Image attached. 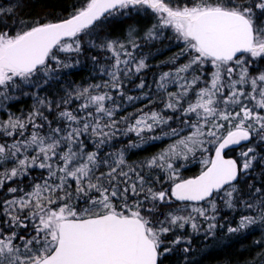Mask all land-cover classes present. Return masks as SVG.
<instances>
[{
    "label": "snow or ice",
    "instance_id": "1",
    "mask_svg": "<svg viewBox=\"0 0 264 264\" xmlns=\"http://www.w3.org/2000/svg\"><path fill=\"white\" fill-rule=\"evenodd\" d=\"M130 9L156 15L158 23L147 33L149 39L161 35L158 29H171L183 44L170 63L185 57L187 61L162 73L157 84L167 93L165 109L179 114L181 127L164 132L173 142L139 167L125 171L122 151L114 166L108 159L112 154L102 158L100 149L128 120L115 119L120 108L116 99L125 98L124 78L148 67L116 41L100 45L112 53L111 65L100 69L107 76L102 83L69 91L55 105L38 97V106L27 116L0 120V136L13 138L10 144L0 143V190L33 169L46 171L31 191L9 186L8 193L22 195L0 201V264H162L161 257L172 251L162 237L186 224L199 230L191 213L213 221L206 234L214 235L217 217L208 211L216 213L218 194L223 193L220 198L227 208L235 207L236 182L252 168L255 148L242 151L240 163L226 159L225 149L253 138L264 142V69L250 71L253 65L264 64V0H190L179 5L169 0H85L75 13L57 22L27 27L21 22V30L14 34L5 26L0 30V105L11 98L9 89H18L21 83L42 86L54 72L74 67L59 54L81 53L85 34ZM12 11L0 7V16ZM169 84L177 91H167ZM137 87L144 88V82ZM135 99L126 96L128 102ZM73 101H80L76 108L62 107ZM172 119L141 109L126 133H135L143 142L144 133L169 125ZM89 143L93 150H86ZM198 152L204 157L200 174L182 179L183 165L177 161ZM7 162L13 166L7 167ZM145 169H158L164 177L145 174ZM165 179L170 181L167 187ZM249 187L254 201L242 203L258 215L241 216L235 227L228 226V233L264 222V190ZM173 200L206 202L208 208L189 205L165 215L163 207ZM183 211L189 214H179ZM180 242L177 237L171 243Z\"/></svg>",
    "mask_w": 264,
    "mask_h": 264
},
{
    "label": "trees",
    "instance_id": "2",
    "mask_svg": "<svg viewBox=\"0 0 264 264\" xmlns=\"http://www.w3.org/2000/svg\"><path fill=\"white\" fill-rule=\"evenodd\" d=\"M85 0H0V7L7 9L11 7L13 11L9 14L0 16V30H4L5 26L10 34L15 31L21 30V22L23 26H31L36 22H57L62 19L68 18L75 13L77 9L81 8ZM173 5H179L190 2V0H169ZM127 14L120 15L117 13L115 16L110 17L100 27H97L91 35L85 34L81 41L82 51L76 53H60V58L67 62L74 63L75 66L70 69H60L54 72L53 79H50L47 84L42 86H35L33 84L21 83L20 88L8 90V95L11 97L6 101V109L0 112V115L5 114L24 117L32 112L34 107H37V98H47L55 105L60 103L65 98L66 93L76 88L87 87L91 84L102 83L107 79V76L102 75L101 68H107L112 63V53L106 48L100 47L106 41H116L124 44L128 51H131L136 61L144 59L148 67L139 74L133 72L128 77L124 78L125 87L123 89L125 98H117L116 103L120 105L119 110L116 112L115 119L120 120L121 117H128V120L121 122L118 125L120 131L114 139L105 144L101 149L102 158L107 154H112L108 157L109 163L114 166L118 153L121 151L124 154L125 165L124 170L127 171L129 166L139 167L142 162L147 161L160 151L165 149L168 144L173 142L174 138L163 136L164 132L169 131V128H180L181 124L176 117L178 113H173L171 110L165 109L167 100V93L165 90L157 88L159 77L162 73L173 70L179 64L187 61V57L177 61V64H172L170 61L177 55L183 48V44L174 38V33L171 29H163L158 31L161 35L156 39H149L147 33L154 25H157V17L151 10H126ZM97 45L93 47L92 44ZM133 44L138 47L133 48ZM92 57H96L97 62H93ZM121 59H128V57L121 56ZM78 61V63H76ZM53 62V68H55ZM264 69V64L253 65L250 71L255 72L256 68ZM211 71V68L208 69ZM43 76H40L41 82ZM144 82V88H138L137 85ZM101 91H109L102 89ZM167 91L175 92L177 88L174 84L168 86ZM114 97L115 92L111 93ZM131 95L136 97L133 102H128L126 96ZM151 101V102H150ZM80 101H73L70 105H62V107L76 108ZM108 106H111L109 102ZM141 109L144 111H156L163 116H171L173 119L169 125L157 127L151 133H144V141L141 142L140 138L135 133H126L128 124L133 122L135 116L141 114ZM49 118H53L52 114ZM31 131V129H29ZM186 134L182 133V135ZM151 136H162L160 140H151ZM3 136H0V140ZM7 141L9 137H4ZM131 144H140V147H129ZM249 147L255 148L256 160L253 166L246 174H241L237 183L238 192L236 193V202L241 204L242 201H254V195L249 186L259 187L264 190V142H260L258 138H253L246 141L238 148L227 151L226 155L232 159H236L238 163L242 161L240 153ZM88 151L93 150V145L88 144ZM198 154V153H197ZM196 154V155H197ZM200 154V153H199ZM251 155V154H250ZM178 165H183L179 168V175L182 179L189 178L201 172L202 166L193 160L190 156L187 161H177ZM101 171H107L106 167H102ZM151 173L153 177L159 175L164 177V173L158 169H145V174ZM46 175L45 170L33 169L29 176L18 179L9 185H6L3 190H0V201L5 198H11L12 195H22L17 192L10 194L7 192V187H20L25 192L31 191V185L39 182L41 177ZM170 181L165 179L164 187L169 185ZM157 188L160 185H156ZM221 194H218L220 196ZM221 203V202H219ZM180 204L186 205L189 203L172 201L171 205L163 207V212H169L172 208H177ZM206 202H200L197 205H205ZM244 206V204L242 203ZM218 212L223 214L224 209L220 204ZM217 212V211H216ZM249 212H256L253 209H246L240 211L236 209L235 218L239 215H249ZM221 214V215H222ZM250 215H255L251 213ZM161 216L160 219H163ZM218 225V224H217ZM221 226V224L219 225ZM219 230V229H218ZM260 232H252L243 237H238L236 240L225 243L219 249L208 250L199 256L198 260L190 263V257L193 255L191 252L189 258L182 260L180 252H185L184 249H179V246L169 254L161 257L162 264H249L254 260H259L260 257L264 263V236H258ZM196 240V239H195ZM194 240V242H195ZM258 253V256L255 255ZM200 255V253H199ZM179 257V258H178ZM258 257V258H257Z\"/></svg>",
    "mask_w": 264,
    "mask_h": 264
},
{
    "label": "rangeland",
    "instance_id": "3",
    "mask_svg": "<svg viewBox=\"0 0 264 264\" xmlns=\"http://www.w3.org/2000/svg\"><path fill=\"white\" fill-rule=\"evenodd\" d=\"M170 85L171 84H169V86ZM175 87L177 88L176 85H175ZM6 101L7 100L3 101V104L0 105V112L2 110L6 109ZM144 112L145 113H150L152 111H148V112L144 111ZM8 116H9L8 114H5V116L0 115V120H6L8 118ZM12 139L13 138H10V140L7 141V142L10 144L12 142ZM5 140L6 139L4 137H2L1 140H0V143L4 142ZM203 158L204 157L201 154H199V152H198V154L193 157V160H197V163L201 164V160ZM6 166L10 168L13 165H12L11 162H7ZM201 166H202V164H201ZM222 195H223V193H221L220 196H217L216 203H217L218 210H220L218 206L220 204L222 205V208L224 209L223 214L221 213L222 214L221 215L218 212V210H217L216 213H212L210 210L208 211V215L209 216L216 215V217H217L216 220L214 221L216 224H218L216 229L214 230V235H207L206 234V229H207L208 223L209 222H213V221L205 220L204 218L199 217L196 213H191L193 216L196 217V221L195 222L198 224L199 230L198 231H194L190 227V224H186L183 229H180L179 227H174L173 231L169 232L166 236L162 237V239L165 242V246L166 247H170L172 249V251L175 249L174 247H176V246H179V249L188 248L189 250L187 252H184V253L180 252V255H181L180 258H182V260H186V258L188 259L189 256L188 255L186 256V253L188 254L189 252H191L192 254H190V255H193V256L190 257L191 261H189V262L190 263H194V262H196L198 260L199 256H201L203 253L207 252L208 250L219 249L223 245H225V243H229L231 241H234L238 237H243V236H245L247 234H250V233L256 232V231L260 232L258 234V236H262L263 237L264 236V222H260V223H257L256 225H252L248 229L241 230L238 233H228V231H227L228 226L235 227L238 224L239 219L241 218V216H244V214H241L237 218H235L236 209L240 210V211H244L247 208L245 207V205L243 206L242 203L238 204L236 202V195H237L236 193L234 194V201H233L235 207L233 209L227 208L226 205L224 204L223 199L220 198ZM219 202H221V203H219ZM189 205L203 206L205 208H208L207 204H205V205H197V204H186V205H183V204H180L177 208H172L171 210H169V212L170 211L174 212L177 209L188 208ZM167 213L168 212H166V214ZM251 213H255V215H253V216L258 215L257 212H249L248 214L250 215ZM179 214L188 215L189 212L188 211H183V212H180ZM220 224H221V226H219ZM177 237L181 238V242L179 244L173 245L171 242L173 240H175ZM194 240H195V242H194ZM189 241H190V243H189ZM172 251H170V252H172ZM170 252H168L166 254H169ZM199 253H200V255H199ZM256 256L260 257L258 255V253L255 255V257ZM261 258L262 257H260L259 260L256 259L252 263H249V264H264L263 260ZM222 264H226V263L223 262Z\"/></svg>",
    "mask_w": 264,
    "mask_h": 264
},
{
    "label": "water",
    "instance_id": "4",
    "mask_svg": "<svg viewBox=\"0 0 264 264\" xmlns=\"http://www.w3.org/2000/svg\"><path fill=\"white\" fill-rule=\"evenodd\" d=\"M244 143H245V142H242L240 145L230 146L228 149H225V153H224L225 158H226V159H232L231 157H229V156L226 155L227 151H229V150H231V149L238 148V147H240L241 145H243ZM199 174H200V173H198V174L195 175V176H198ZM195 176H192V177H189V178H185V179H190V178H193V177H195ZM186 203L194 204V202H186Z\"/></svg>",
    "mask_w": 264,
    "mask_h": 264
}]
</instances>
